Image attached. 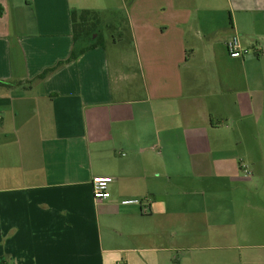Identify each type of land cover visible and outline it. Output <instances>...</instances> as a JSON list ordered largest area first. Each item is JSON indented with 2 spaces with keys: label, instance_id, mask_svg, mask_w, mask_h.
<instances>
[{
  "label": "crops",
  "instance_id": "0c3cea01",
  "mask_svg": "<svg viewBox=\"0 0 264 264\" xmlns=\"http://www.w3.org/2000/svg\"><path fill=\"white\" fill-rule=\"evenodd\" d=\"M75 9L125 14L130 54L103 38L40 78L70 56ZM0 13V256L264 264V0H0ZM97 175L114 178L108 200Z\"/></svg>",
  "mask_w": 264,
  "mask_h": 264
},
{
  "label": "trees",
  "instance_id": "16d2710c",
  "mask_svg": "<svg viewBox=\"0 0 264 264\" xmlns=\"http://www.w3.org/2000/svg\"><path fill=\"white\" fill-rule=\"evenodd\" d=\"M72 22L75 45L70 56L66 60L59 62L56 66L44 70L39 74L40 78L46 77L64 62L75 60L86 51L103 44L102 28L105 21L100 17L98 12L88 9L80 11L75 9L72 11ZM0 264H9V257L1 255Z\"/></svg>",
  "mask_w": 264,
  "mask_h": 264
},
{
  "label": "built area",
  "instance_id": "2783aa9c",
  "mask_svg": "<svg viewBox=\"0 0 264 264\" xmlns=\"http://www.w3.org/2000/svg\"><path fill=\"white\" fill-rule=\"evenodd\" d=\"M229 54L233 57H241L250 50L241 45L238 36H234L227 42ZM114 178L110 175H97L93 178V192L94 197L98 201H104L111 198L110 185ZM124 204L141 203L139 200L127 199L123 201ZM123 264V263H120Z\"/></svg>",
  "mask_w": 264,
  "mask_h": 264
},
{
  "label": "rangeland",
  "instance_id": "374dc122",
  "mask_svg": "<svg viewBox=\"0 0 264 264\" xmlns=\"http://www.w3.org/2000/svg\"><path fill=\"white\" fill-rule=\"evenodd\" d=\"M104 19H105V23H106V20L111 19L112 21V19H114L113 24L116 27V28L104 27V29L102 30L103 38L106 39L107 43H109V45H107L108 50L111 53H114L117 51V49H120L123 51L124 54L129 55L131 51V41L129 38L130 37L129 32L127 29H124L122 33L119 32V26H122V27L127 26L126 21H125L126 15L123 13H114V14L110 13V14H107V16L104 17ZM114 38L118 41L117 45H114V40H115ZM263 181L264 180H262V182Z\"/></svg>",
  "mask_w": 264,
  "mask_h": 264
}]
</instances>
